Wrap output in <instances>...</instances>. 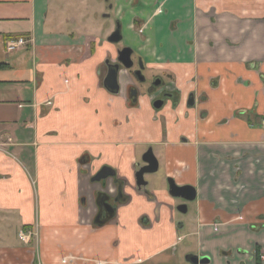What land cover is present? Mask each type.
I'll list each match as a JSON object with an SVG mask.
<instances>
[{
    "label": "crops",
    "instance_id": "crops-1",
    "mask_svg": "<svg viewBox=\"0 0 264 264\" xmlns=\"http://www.w3.org/2000/svg\"><path fill=\"white\" fill-rule=\"evenodd\" d=\"M57 1L0 0V219L32 246L0 264H264V0H106L159 109L125 70L104 88L119 49Z\"/></svg>",
    "mask_w": 264,
    "mask_h": 264
},
{
    "label": "rangeland",
    "instance_id": "rangeland-1",
    "mask_svg": "<svg viewBox=\"0 0 264 264\" xmlns=\"http://www.w3.org/2000/svg\"><path fill=\"white\" fill-rule=\"evenodd\" d=\"M54 4L56 6V12L59 13L58 16L65 17L68 21L67 23L71 26V29L76 31V29L81 28L84 32L91 31L93 36H99L105 42L109 36V29L114 30L118 22L121 27L122 25H125V20L117 22V20L114 21L112 15L109 16L110 10L106 0H59ZM59 7H61L62 10L58 12ZM72 19H76L75 24L72 22ZM124 36L125 35H122L123 38L117 46L110 45L109 47H112L114 50L118 47H126ZM146 76V83L139 85L142 89H145L149 82L148 75L146 74ZM135 85L136 83H134V86ZM187 206L190 209V214L193 205L190 202L187 203ZM7 213L10 214L8 211ZM4 214L3 210H0V215ZM18 229L19 228L14 226L12 218L3 221L0 219V249L13 247L30 249L32 247L30 241L26 242L20 238L19 234H16Z\"/></svg>",
    "mask_w": 264,
    "mask_h": 264
},
{
    "label": "water",
    "instance_id": "water-1",
    "mask_svg": "<svg viewBox=\"0 0 264 264\" xmlns=\"http://www.w3.org/2000/svg\"><path fill=\"white\" fill-rule=\"evenodd\" d=\"M121 41V34H120V28L119 26L116 27L115 31L110 34V36L107 38V42L110 44H118ZM118 54V64L111 65L108 67L107 74L104 78L103 85L104 88L111 92L112 94H115L118 92L119 87L117 84V73L120 69V66H122L124 69H129L132 66V60H131V50L128 48H123L117 52ZM140 74V72H137L136 75ZM140 82H144L143 78H138ZM155 85H158V83H155ZM193 104V101H190V105ZM163 103L161 101H155L153 103V107L155 109L161 108ZM143 162L147 164V166L141 168L136 173V183L138 186L144 185L143 182V176L144 174H152L157 171V162L154 158L151 150H148L147 153L142 158ZM104 171H101L96 176V181H101L106 179L107 177L111 176L108 174H103ZM169 193L171 196L175 198H179L186 201H191L195 197V191L190 187H176L172 183L169 184ZM111 210V209H110ZM179 211H185V206L181 205L178 208ZM189 262L191 264H205L207 263L206 258H197L195 256L189 258Z\"/></svg>",
    "mask_w": 264,
    "mask_h": 264
},
{
    "label": "flooded vegetation",
    "instance_id": "flooded-vegetation-1",
    "mask_svg": "<svg viewBox=\"0 0 264 264\" xmlns=\"http://www.w3.org/2000/svg\"><path fill=\"white\" fill-rule=\"evenodd\" d=\"M107 41V40H106ZM121 42V41H120ZM119 42V43H120ZM118 43V44H119ZM114 45H116L117 46V44H114ZM117 48V47H116ZM123 48H125V47H121V48H119L118 47V49L119 50H121V49H123ZM117 49V50H118ZM118 50V51H119ZM117 51V52H118ZM117 52H116V56H115V58H114V62H110L111 64H109L108 63V65L110 66V65H116V64H118L119 62H118V54H117ZM132 53V52H131ZM132 55V54H131ZM131 59H132V66L129 68V69H124L122 66H120V69H122V70H125V71H127L128 72V74L130 75V77L133 79V81H134V83H136V85L137 86H139L140 84H143V83H146V78H145V76H146V74H145V72H144V69H143V67H142V65L140 64V63H136L135 61H134V58L131 56ZM108 66V67H109ZM119 69V70H120ZM137 72H140V74H138V75H136V73ZM143 78L144 79V82H140L139 80H138V78ZM155 83H158V85H155ZM140 87V86H139ZM166 86H164L163 85V83L159 80V78L158 77H153L149 82H148V84H147V88H149L147 91H148V94H150V95H152L153 96V102H155V101H161L163 104L167 101V100H169L170 99V92L167 90L168 88H165ZM136 92V90L135 89H130L129 90V95L131 96V95H134V93ZM99 197V211L100 212H102L101 214H104L105 213V211H104V208H105V204H107L106 202V198L104 197V196H102V195H100V196H98ZM104 199V200H103ZM106 201V202H105Z\"/></svg>",
    "mask_w": 264,
    "mask_h": 264
},
{
    "label": "built area",
    "instance_id": "built-area-1",
    "mask_svg": "<svg viewBox=\"0 0 264 264\" xmlns=\"http://www.w3.org/2000/svg\"><path fill=\"white\" fill-rule=\"evenodd\" d=\"M25 43L26 42L23 39H17V40H14V41L12 40L11 42L7 43V49L9 51H13V50H16L19 47L25 46ZM30 235H31L30 233H27V234L26 233H22V232L19 233L20 238L22 240L26 241V242L29 241ZM261 259H263V258H261Z\"/></svg>",
    "mask_w": 264,
    "mask_h": 264
},
{
    "label": "trees",
    "instance_id": "trees-1",
    "mask_svg": "<svg viewBox=\"0 0 264 264\" xmlns=\"http://www.w3.org/2000/svg\"><path fill=\"white\" fill-rule=\"evenodd\" d=\"M98 199H99V197H98ZM255 264H261L260 256L258 254L256 255Z\"/></svg>",
    "mask_w": 264,
    "mask_h": 264
}]
</instances>
